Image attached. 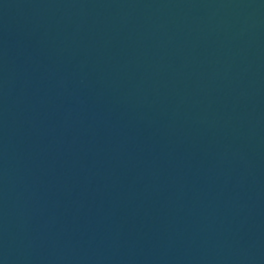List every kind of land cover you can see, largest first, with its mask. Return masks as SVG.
Returning a JSON list of instances; mask_svg holds the SVG:
<instances>
[{"label":"water","instance_id":"water-1","mask_svg":"<svg viewBox=\"0 0 264 264\" xmlns=\"http://www.w3.org/2000/svg\"><path fill=\"white\" fill-rule=\"evenodd\" d=\"M0 264H264V0H0Z\"/></svg>","mask_w":264,"mask_h":264}]
</instances>
